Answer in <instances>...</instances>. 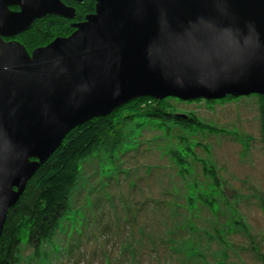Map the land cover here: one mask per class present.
Segmentation results:
<instances>
[{"label": "water", "instance_id": "water-1", "mask_svg": "<svg viewBox=\"0 0 264 264\" xmlns=\"http://www.w3.org/2000/svg\"><path fill=\"white\" fill-rule=\"evenodd\" d=\"M94 2L68 36L28 52L3 38L48 16L72 19L75 8L0 0V235L8 209L75 126L140 96L264 95V0Z\"/></svg>", "mask_w": 264, "mask_h": 264}, {"label": "rangeland", "instance_id": "rangeland-1", "mask_svg": "<svg viewBox=\"0 0 264 264\" xmlns=\"http://www.w3.org/2000/svg\"><path fill=\"white\" fill-rule=\"evenodd\" d=\"M224 98L176 104L203 131L140 119L89 157L53 237L17 264H264L258 99Z\"/></svg>", "mask_w": 264, "mask_h": 264}, {"label": "trees", "instance_id": "trees-1", "mask_svg": "<svg viewBox=\"0 0 264 264\" xmlns=\"http://www.w3.org/2000/svg\"><path fill=\"white\" fill-rule=\"evenodd\" d=\"M94 4V0H88L78 5L80 16L76 19H83L94 11ZM73 28L63 17L52 15L35 23L20 37L31 45H46L56 37L69 35ZM256 95L261 141L264 143V95ZM233 97L227 95L224 99ZM200 100L204 99L186 101L172 96L161 99L140 96L115 107L106 115L93 117L72 128L28 180L18 201L8 209L0 235V264H17L21 246L31 244L37 248L53 237L59 220L68 208V199L79 179L82 164L89 157L101 150L109 152L119 146L126 139L127 128L133 123L137 130L142 129L144 124L137 122L140 119L153 122L162 131L177 125L186 129L195 125L203 131L204 123L193 113L176 110L178 103ZM169 152L182 160L173 149H169ZM259 257L264 262L261 249Z\"/></svg>", "mask_w": 264, "mask_h": 264}, {"label": "flooded vegetation", "instance_id": "flooded-vegetation-1", "mask_svg": "<svg viewBox=\"0 0 264 264\" xmlns=\"http://www.w3.org/2000/svg\"><path fill=\"white\" fill-rule=\"evenodd\" d=\"M62 1H63L66 5H68V6H70V7H74L75 10H76V15H75L74 18H72V19H66V18H63L64 20L69 21V23H71V24L78 23V22L84 20V18H83V19H76L77 16H78V17L80 16V15H78V14H79V13H78L79 10L77 9V6H78V5H83V4H84L86 1H88V0H85L83 3H78L76 0H62ZM13 9H17V7L13 8ZM92 12H93V11H92ZM46 18H47V17H46ZM43 19H45V18H42V19L37 20L36 22H34V24L37 23V22L40 21V20H43ZM34 24H33V25H34ZM33 25H32V26H33ZM73 29H74V28H73ZM26 31H28V30H26ZM26 31H24V32H22V33H19V34H16L15 36H13V37H11V38L4 37L3 39H4L5 41L16 40V41L22 43V44L24 45V47H26V50H28V52H31V51H32L34 48H36V47H40V46H44V45H45V44H41V45H31V43H29L27 40H25L24 38L20 37V35L24 34ZM73 31H74V30H73ZM65 36H68V35H65Z\"/></svg>", "mask_w": 264, "mask_h": 264}]
</instances>
